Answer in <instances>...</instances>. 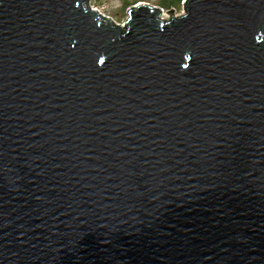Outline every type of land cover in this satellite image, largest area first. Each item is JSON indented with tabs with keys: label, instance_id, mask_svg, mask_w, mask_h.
<instances>
[{
	"label": "water",
	"instance_id": "water-1",
	"mask_svg": "<svg viewBox=\"0 0 264 264\" xmlns=\"http://www.w3.org/2000/svg\"><path fill=\"white\" fill-rule=\"evenodd\" d=\"M89 1L0 0V264H264V0Z\"/></svg>",
	"mask_w": 264,
	"mask_h": 264
},
{
	"label": "rangeland",
	"instance_id": "rangeland-1",
	"mask_svg": "<svg viewBox=\"0 0 264 264\" xmlns=\"http://www.w3.org/2000/svg\"><path fill=\"white\" fill-rule=\"evenodd\" d=\"M182 1L183 0H179L178 5L170 8H162L158 4L159 0H90L88 5L90 9H95L99 13L111 18L116 24H123L127 17V7L135 5L138 2L159 8L160 16L166 19L169 17V13L166 12L167 10H172L174 16L183 13ZM125 2H127V4H125L126 6L122 7Z\"/></svg>",
	"mask_w": 264,
	"mask_h": 264
},
{
	"label": "trees",
	"instance_id": "trees-1",
	"mask_svg": "<svg viewBox=\"0 0 264 264\" xmlns=\"http://www.w3.org/2000/svg\"><path fill=\"white\" fill-rule=\"evenodd\" d=\"M178 2L179 0H159L158 4L162 8H170L172 6L178 5ZM125 4H127V2H125L122 7H125L126 6Z\"/></svg>",
	"mask_w": 264,
	"mask_h": 264
},
{
	"label": "bare ground",
	"instance_id": "bare-ground-1",
	"mask_svg": "<svg viewBox=\"0 0 264 264\" xmlns=\"http://www.w3.org/2000/svg\"><path fill=\"white\" fill-rule=\"evenodd\" d=\"M161 17V16H160ZM161 18H165V17H161Z\"/></svg>",
	"mask_w": 264,
	"mask_h": 264
},
{
	"label": "snow or ice",
	"instance_id": "snow-or-ice-1",
	"mask_svg": "<svg viewBox=\"0 0 264 264\" xmlns=\"http://www.w3.org/2000/svg\"><path fill=\"white\" fill-rule=\"evenodd\" d=\"M187 58V57H186Z\"/></svg>",
	"mask_w": 264,
	"mask_h": 264
}]
</instances>
